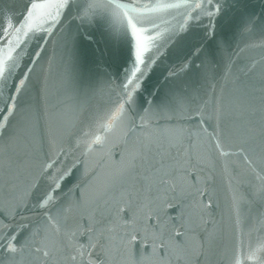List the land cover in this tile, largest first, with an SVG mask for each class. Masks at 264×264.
<instances>
[{
	"label": "snow or ice",
	"instance_id": "snow-or-ice-1",
	"mask_svg": "<svg viewBox=\"0 0 264 264\" xmlns=\"http://www.w3.org/2000/svg\"><path fill=\"white\" fill-rule=\"evenodd\" d=\"M70 6L0 3V82L20 67L12 55L20 34L51 38ZM77 8L82 30L58 39L43 64L39 48L0 109V264H264V7L84 0ZM174 12L182 22L163 18ZM189 31L191 55L164 79L189 78L157 88L159 103L133 111L152 67ZM121 35L131 66L111 42ZM232 40L243 45L238 52L228 51ZM257 51L240 66L242 53ZM120 67L117 82L111 74ZM34 71L36 93L18 103ZM105 94L107 105L94 108ZM97 127L112 140L96 136ZM74 136L99 147L103 163H86L65 192L76 165L61 157Z\"/></svg>",
	"mask_w": 264,
	"mask_h": 264
},
{
	"label": "water",
	"instance_id": "water-1",
	"mask_svg": "<svg viewBox=\"0 0 264 264\" xmlns=\"http://www.w3.org/2000/svg\"><path fill=\"white\" fill-rule=\"evenodd\" d=\"M4 0H0V3H3ZM84 0H70L71 6L68 7L61 19V22L57 28L53 29L54 35L51 38H47V33H35L30 34L25 37L23 33L20 34V40L24 41L22 48L17 49L12 53L13 56H16L18 62L20 63L19 68H13L9 71L8 76L3 82H0L3 86L0 87V109H3L7 103L8 95L14 88L15 81L20 78L28 68L30 64H32L33 56L35 55L39 48H43L40 53V58L36 61L37 64H43L46 62L48 56L50 55L54 44L58 41V39L64 37H71L75 35L78 31H81L83 26L81 22L76 19L78 8L77 6L82 4ZM125 2H136L141 4L155 3L156 0H125ZM253 4L256 5L255 11L257 13L260 12L261 7H264V0H251ZM47 11V10H44ZM175 17V18H173ZM163 18L167 20L170 24H177V22H182L178 13H173L172 16L164 15ZM220 21H217L219 25ZM207 21H204V25L195 29L201 35L206 31ZM167 25H162L161 29L166 27ZM191 31L188 33L182 34L175 38L174 42L170 44L165 50L164 54L160 56L157 60L156 64L152 67L151 71L145 78V81L142 85L141 91L137 94L135 102L130 105V108L133 111H140L142 107L147 106V101L152 100L153 103H159V99H154L153 94L156 92L157 88L165 89L170 86H174L177 82L188 79V74L180 75L176 78V81H167L164 79L168 70H170L174 65L178 66L183 62L185 58L191 55V51L189 48L185 47V42L190 38ZM220 33L218 32L217 35ZM111 42L116 45L121 53L122 60L121 63L124 66H131L130 56H129V43L126 36H119L118 38H113ZM239 47H243V45H239ZM239 47L235 44V40L229 41V49L228 51L235 50L239 51ZM2 55V54H0ZM249 56L254 57L255 59L260 58V53L257 52H249L242 53L239 58V64L241 67L247 63V58ZM200 57H193V63H197ZM124 70L123 67L113 68L111 78L119 82L123 79ZM39 86L38 74L34 71L32 76L29 79L28 87L25 93L19 98L18 103H23L26 99L33 97L36 93V90ZM108 103V94H105L102 97H98L93 101L94 108L98 110H102ZM11 123V122H10ZM77 129L79 128V124H77ZM75 131V129H74ZM95 135L100 137L107 136L111 141L115 133L106 132L104 129L97 127L95 130ZM69 155L67 157H61V160L64 161L69 167L72 165H76L72 170V175L67 179L64 185V191L68 192V190L73 186V184L78 180L82 173L84 172L86 163L95 165L96 162L103 161L100 160L102 155L99 147L93 145L92 149L89 150L86 148L84 143H77V139L74 136L70 143L66 145ZM120 147H113L112 152L114 154L113 158H119ZM90 153V154H89ZM80 160V164H76L77 160ZM99 171V169H97ZM70 194V193H69ZM256 228L259 225L255 226ZM253 237L260 235L258 231L253 230Z\"/></svg>",
	"mask_w": 264,
	"mask_h": 264
}]
</instances>
